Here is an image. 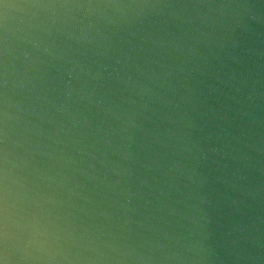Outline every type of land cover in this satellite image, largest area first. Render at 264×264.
I'll use <instances>...</instances> for the list:
<instances>
[{"label": "water", "instance_id": "obj_1", "mask_svg": "<svg viewBox=\"0 0 264 264\" xmlns=\"http://www.w3.org/2000/svg\"><path fill=\"white\" fill-rule=\"evenodd\" d=\"M0 264H264V0H0Z\"/></svg>", "mask_w": 264, "mask_h": 264}]
</instances>
